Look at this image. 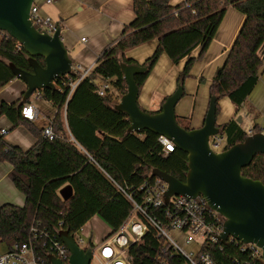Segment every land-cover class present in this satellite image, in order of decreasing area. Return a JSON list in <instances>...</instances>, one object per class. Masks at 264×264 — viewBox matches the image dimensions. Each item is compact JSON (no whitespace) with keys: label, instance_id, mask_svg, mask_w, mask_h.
Returning a JSON list of instances; mask_svg holds the SVG:
<instances>
[{"label":"trees","instance_id":"16d2710c","mask_svg":"<svg viewBox=\"0 0 264 264\" xmlns=\"http://www.w3.org/2000/svg\"><path fill=\"white\" fill-rule=\"evenodd\" d=\"M228 7L239 12L243 22L223 65L211 79L209 94L217 98L216 117L222 98L230 101L237 115L264 71V0H185L176 6H171L170 0H132L133 20L104 49L88 75L81 78V72L72 64V72L56 80L53 91L38 92L56 109L50 124L52 140L43 137V129L22 118L21 108L29 102L21 106L20 100L0 103V117L10 122L11 129L23 127L35 139L34 145L24 151L8 144L6 134H0V164L11 166L8 179L24 198L21 207L9 203L0 206V247L7 250L14 244L30 242L34 228L45 236L41 252L45 260L48 239L58 241L59 229L77 235L94 217L110 229V237L131 212L126 194L140 202L144 197L140 188L155 180L151 177L153 169L185 181L186 154L174 148L165 155L158 137L149 131L127 134V116L113 108L127 88L119 64H136L125 54L156 41L155 50L143 63L147 71L135 77L138 88L161 55L173 65L185 60L177 78V83L182 84L195 61L203 59ZM197 48L199 53L194 58L191 54ZM26 58L22 47L2 32L0 91L16 79L9 63L30 71ZM37 61L43 65L41 58ZM77 81L71 91L69 84ZM103 81L109 82V88L104 96H99ZM189 121L177 117L178 124L187 130ZM218 127L224 139L222 150L249 136L234 119ZM250 129L254 134L261 128L254 125ZM241 173L264 185V154H257ZM67 186L72 189V197L63 201L59 191ZM39 244L41 247L42 240ZM88 246L93 247L90 242ZM204 250L215 264H244L248 260L235 244H225L222 249L215 244L206 245ZM124 258L127 264H187L152 228L129 246Z\"/></svg>","mask_w":264,"mask_h":264},{"label":"water","instance_id":"95a60500","mask_svg":"<svg viewBox=\"0 0 264 264\" xmlns=\"http://www.w3.org/2000/svg\"><path fill=\"white\" fill-rule=\"evenodd\" d=\"M34 1L0 0V32L9 35L22 47L30 69L25 71L8 64L11 74L26 88L18 106L29 102L36 92L53 91L55 81L72 72V60L62 43L60 28L56 27L50 35L32 24L30 9ZM37 58L42 59L43 65ZM119 67L127 88L113 108L127 116V134L149 131L170 141L187 156L184 182L159 169L151 171L152 178L166 185L164 203L172 196L191 200L203 198L212 211L224 218L218 243L224 245L231 237L241 244L257 247L262 252L264 263V185L241 173L257 154H264V133L251 134L243 142L215 152L210 148L209 140L221 136L216 124V97L209 99L202 126L187 130L178 124L175 114V107L184 95L181 83L165 98L159 111L148 112L138 105L139 88L135 82V77L144 74L147 67L124 63H120ZM236 122L240 124L241 118ZM59 196L68 201L72 197L71 187L61 189ZM57 238L65 246L69 257L65 263L48 255L49 264H91L93 247H78L68 230L58 231Z\"/></svg>","mask_w":264,"mask_h":264},{"label":"crops","instance_id":"0c3cea01","mask_svg":"<svg viewBox=\"0 0 264 264\" xmlns=\"http://www.w3.org/2000/svg\"><path fill=\"white\" fill-rule=\"evenodd\" d=\"M183 1L185 0H170V5L176 6ZM36 5L39 9L40 16L50 18L52 23L60 28L62 43L68 51L72 64L79 72L91 69L104 49L120 36L123 27L134 18L132 0H55L51 4H46L45 0H39ZM242 22L243 16L232 7H228L203 59L195 61L194 66H197L195 70L196 77L203 79V74L207 73L209 76L212 75L213 78L216 71L223 65ZM82 39L84 41H81ZM156 46L157 42L152 41L127 52L125 56L135 61L136 64L143 65L145 60L150 57L149 55L153 53ZM198 53L199 49L197 48L192 52L191 56L196 58ZM184 62L185 60H182L175 67L167 56H160L143 86L139 89L138 105L142 110L148 112L159 111L165 98L170 96L178 85L177 80L172 83L174 76L167 80L169 77L168 72H173L175 68L181 67ZM194 66L192 70H194ZM162 69H166V72L162 71ZM263 74L264 71L260 76L259 82ZM198 84L201 83L198 81ZM25 90V85L19 80L15 79L11 81L0 91V103H12L21 100ZM207 99L206 105H203L201 108L202 113L204 111V116L207 111L210 94ZM36 100L38 106H40L42 100L50 106L43 112L39 107L35 108L29 103L38 112L36 120H39L41 116L44 123L39 129H43L51 124L55 117L56 109L44 98ZM251 102L252 105L246 102L243 107L248 105L258 115L264 114V98L257 95L252 98ZM222 104L225 106V109L227 106V112L222 116L223 108L220 107L219 114L216 117V124L218 126L227 123L238 115H236L234 106L231 109L228 107L226 101ZM11 128L10 122L5 117H0V134L2 130L7 132L5 141L8 144L17 146L24 151L34 145L35 139L25 128ZM191 129L197 128L191 126ZM10 171V165L0 164V206L10 202L9 204L14 203L13 205L21 207L24 204V198L22 195V197L17 195L13 190L14 187L8 179ZM91 220H93L98 233L97 243L101 241L103 243L110 234V229L96 220V217ZM92 245L95 247L94 244Z\"/></svg>","mask_w":264,"mask_h":264},{"label":"built area","instance_id":"2783aa9c","mask_svg":"<svg viewBox=\"0 0 264 264\" xmlns=\"http://www.w3.org/2000/svg\"><path fill=\"white\" fill-rule=\"evenodd\" d=\"M53 1L55 0H45V3L51 4ZM30 20L36 28L44 30L50 35L57 27L50 18L39 15L36 0L30 9ZM81 41H84V39ZM89 72L90 69L83 71L81 78L88 75ZM77 83L78 81L69 84L71 91L76 87ZM108 88L109 84L107 82L102 83L98 88L99 96H104ZM41 98H43L42 95L36 92V99ZM63 109L65 112V108ZM21 116L29 122H34L38 117V112L30 104H25L21 108ZM259 132L264 133V129L261 128ZM248 133L251 135V129ZM1 134L5 135L6 131L2 130ZM42 134L43 137L49 140L53 139L50 124L43 128ZM158 143L162 146V152L165 155L172 153L175 148L173 143L163 137H158ZM209 145L215 151L214 149L223 147L224 139L221 136L210 138ZM154 179V182H147L140 188L144 193V197L140 202L135 201L131 195L126 194L127 200L132 205L129 216L118 232L105 239L100 246L93 247L92 260L97 258L99 264H127L124 252L129 246L139 242L147 230L152 228L157 233V237L164 238L165 242L170 245L176 254L186 259L187 264H215L209 254L205 252L204 247L215 244L222 249L223 245L218 243L217 237L222 231L224 218L212 211L201 197L191 200L186 197L172 196L165 204L163 194L166 190V185L157 178ZM158 211V215L156 217L153 216V213ZM60 230L63 229L61 228ZM170 231L182 233L185 236V245L197 244L199 245L198 250L195 253H185L177 246L176 241L168 239L167 234ZM31 233L32 240L30 242L22 245L14 244L10 249L0 253V264H49L47 258L44 260L41 255L45 243L44 234L38 233L34 228L31 229ZM80 233L73 235L74 241L78 247L86 248L88 245L83 247ZM39 240H42L41 247ZM48 241H50L48 242V255H53L62 262L67 263L69 253L60 240L48 239ZM225 244H235L240 252L247 254L248 260L244 264H264L262 252L259 248L241 244L234 241L231 237L227 239Z\"/></svg>","mask_w":264,"mask_h":264},{"label":"rangeland","instance_id":"374dc122","mask_svg":"<svg viewBox=\"0 0 264 264\" xmlns=\"http://www.w3.org/2000/svg\"><path fill=\"white\" fill-rule=\"evenodd\" d=\"M38 1L39 0H36V4H38ZM151 55H149V56H151ZM178 65H175V67ZM183 66H184V63L181 65V67L175 68L173 70V72L172 71L168 72L169 77L167 78V80L171 79V77L174 76L172 79V83L175 82V80H177V78H178L179 73L182 71ZM193 66H192V68H193ZM194 67H195L194 70H192V68H191L190 76L188 78H186L182 83L184 95L175 107V114L177 117L190 118V121L188 124L190 129H191V126L199 128L202 124V119L204 117V111L202 113L201 108L203 105H206V103L208 101L207 98L209 95V85H210V82L212 79V75L209 76L207 73H204L202 76L203 79H202L201 84H198L199 78L196 77V75H195V70H196L197 66H194ZM162 71L166 72V69H162ZM80 72L82 73L83 70ZM107 83L109 84V82H107ZM257 95L264 98V74H263V77H262L261 81L259 82V84L256 86V88L253 90V92L251 93V95L247 99V103H251V105H252V102H251L252 98L257 96ZM225 101L228 103V107H230L231 109L233 107L228 99L222 98L218 102L219 111H220V107L223 108L222 116L224 114H226L225 112H227V106L225 109V106L222 104ZM29 103L32 104L35 108L39 107L43 112L45 110H47V108L50 107L43 100L40 102V106H38L37 100H36V93L32 94V96L30 97ZM238 118H241L240 124H241V127L245 131H249L250 128L253 127L254 125H258L260 128L264 129V114L258 115L257 112H255L253 110V108H250L248 105L244 106L243 109L241 108L238 115L235 116L234 119L237 121ZM43 123L44 122H43L41 116H40L39 120L34 121V124L38 128H40ZM214 150H215V152H221L222 147L214 149ZM13 190L15 191V193H17V195L21 196V194L16 189L13 188ZM8 203H10V202H8ZM12 204H14V203H12ZM96 220H98L100 223L104 224L98 217H96ZM97 234L98 233L95 229L93 220L89 221L83 227V229L81 230V233H80V237L83 240V247L87 246L89 244V242L91 244H94L95 247L100 246L102 244V241L100 243H97ZM167 237H168V239H170L172 241H176L177 246L180 249H182L185 253H189V252L195 253L199 248V245H197V244H191L188 246L185 245V242H184L185 236L182 233H179L177 231H170L167 234ZM4 251H5V249L0 247V253H2ZM95 255H96V253H95ZM91 264H99L97 258L93 259L91 261Z\"/></svg>","mask_w":264,"mask_h":264}]
</instances>
